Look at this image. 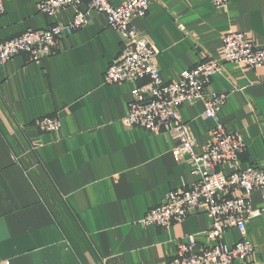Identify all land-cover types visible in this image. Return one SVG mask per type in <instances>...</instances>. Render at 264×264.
<instances>
[{
    "label": "crops",
    "instance_id": "crops-1",
    "mask_svg": "<svg viewBox=\"0 0 264 264\" xmlns=\"http://www.w3.org/2000/svg\"><path fill=\"white\" fill-rule=\"evenodd\" d=\"M40 0H7L0 16V42L71 18L65 9L48 18ZM119 6L125 0H108ZM145 17L133 20L156 51L164 82L214 57L222 61L223 36L245 33L264 47V0H152ZM107 17L93 14L88 26L63 36L62 47L38 62L20 54L0 64V264H168L185 237L197 250L211 219L189 215L168 229L138 222L170 191L188 188L186 157H176L168 133L124 127L133 83L105 85L104 73L122 49ZM208 92L224 93L220 122L245 142L237 168L264 170V66L227 63L211 77ZM203 104L182 106L180 118L202 152L213 121ZM60 123L57 133L39 131V119ZM223 174L231 170L221 168ZM260 193L251 208L261 209ZM251 261L264 264V214L245 223ZM242 236L227 230L229 248Z\"/></svg>",
    "mask_w": 264,
    "mask_h": 264
},
{
    "label": "built area",
    "instance_id": "built-area-1",
    "mask_svg": "<svg viewBox=\"0 0 264 264\" xmlns=\"http://www.w3.org/2000/svg\"><path fill=\"white\" fill-rule=\"evenodd\" d=\"M5 1L0 0V16ZM151 1L125 0L115 7L108 0H40L37 9L48 18L65 9L72 8L74 13L70 19L57 21L46 29L28 30L3 40L0 64L20 54L33 62L51 57L61 49L63 36L84 29L93 14L106 16L107 24L118 34L123 46L107 67L104 84H134L123 126L170 134L176 143L175 156L186 157L192 174L199 176L188 188L168 192L162 204L147 211L138 224L168 229L191 214H205L211 219L207 238L215 242L214 246L196 251L198 245L189 235L177 245L176 255L168 264H257L250 260L254 247L245 241L244 226L248 219L264 214V206L251 208L253 193H260L264 201V170L255 166L237 168L245 142L240 134L228 132L220 122L221 106L227 96L209 93L207 87L211 77L219 74L227 63L243 68L264 66V47H256L245 33L229 31L222 37V61L209 57L179 73L175 81L164 82L155 63V49L132 23L146 16ZM226 1L214 0V4L225 7ZM196 102L203 104V117L214 124L200 153L194 151L197 142L180 118L181 107ZM59 127L57 120L47 117L36 124L39 131L47 133H57ZM221 168L231 172L225 175ZM231 228H236L242 239L229 248L219 240Z\"/></svg>",
    "mask_w": 264,
    "mask_h": 264
},
{
    "label": "trees",
    "instance_id": "trees-1",
    "mask_svg": "<svg viewBox=\"0 0 264 264\" xmlns=\"http://www.w3.org/2000/svg\"><path fill=\"white\" fill-rule=\"evenodd\" d=\"M1 43V42H0Z\"/></svg>",
    "mask_w": 264,
    "mask_h": 264
}]
</instances>
